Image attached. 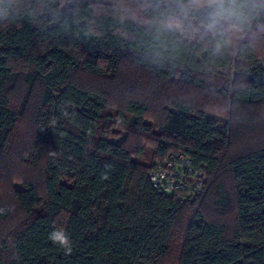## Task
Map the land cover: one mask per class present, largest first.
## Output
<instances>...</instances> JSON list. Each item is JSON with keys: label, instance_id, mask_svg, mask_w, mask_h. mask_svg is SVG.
I'll use <instances>...</instances> for the list:
<instances>
[{"label": "trees", "instance_id": "obj_1", "mask_svg": "<svg viewBox=\"0 0 264 264\" xmlns=\"http://www.w3.org/2000/svg\"><path fill=\"white\" fill-rule=\"evenodd\" d=\"M128 1L0 0V264H264V0ZM124 64L177 87L156 120ZM179 152L201 196L154 188Z\"/></svg>", "mask_w": 264, "mask_h": 264}, {"label": "rangeland", "instance_id": "obj_2", "mask_svg": "<svg viewBox=\"0 0 264 264\" xmlns=\"http://www.w3.org/2000/svg\"><path fill=\"white\" fill-rule=\"evenodd\" d=\"M117 2L125 7L126 9L130 11L135 10V5L131 3L128 0H117ZM239 34H237L238 36ZM263 67H264V60H263ZM115 84H118V86H123L124 91H137L140 89H149L150 91L146 93L145 99L148 104V112L150 113V119H157L163 114V105L166 101V98L169 94L175 95L178 91H176L177 87L175 85H168L164 83H160L159 80H156L155 78H152L145 74L142 70L138 69V67H134L129 64H124L122 65L121 69L118 71L117 75V81ZM114 84V85H115ZM113 86V85H110ZM183 91V90H182ZM184 93V91H183ZM188 92L185 91V95H187ZM216 93H211L209 91H201L198 95H194L193 98H196L198 102H202V104L208 105L207 107H211L212 109L216 111H221L222 109V104L220 103V99L218 97H213ZM122 97H125V95H121L120 99L118 96L115 97V100H121ZM192 97L191 94H189V98ZM218 99V100H217ZM195 100V101H196ZM246 114V113H245ZM248 115V114H247ZM248 117V116H247ZM253 119V118H252ZM150 123H153L155 125V122L150 120ZM21 129H23L22 132L17 134L16 139L20 141L24 140V137L29 133L30 131V121L28 119L23 120V122L20 125ZM243 128L247 130V128L250 127L248 124V121H244L242 125L238 126L237 128V138H236V144L242 145L244 142L247 141V137L245 133H243ZM138 142L139 144L143 143V139L135 137V136H130V142L135 143ZM19 143V141H18ZM17 141L13 143L11 146V158H13V155L15 154L14 150L17 149V146L19 145ZM147 147V146H145ZM151 150L147 147L144 150L143 155L138 154L135 156L136 160L138 162L144 163V164H149V162L152 160V155L150 154ZM153 161V160H152ZM155 161V160H154Z\"/></svg>", "mask_w": 264, "mask_h": 264}, {"label": "built area", "instance_id": "obj_3", "mask_svg": "<svg viewBox=\"0 0 264 264\" xmlns=\"http://www.w3.org/2000/svg\"><path fill=\"white\" fill-rule=\"evenodd\" d=\"M154 188L172 193L192 189V198L201 196L206 182L203 170H196L191 160L183 153H171L150 173Z\"/></svg>", "mask_w": 264, "mask_h": 264}, {"label": "clouds", "instance_id": "obj_4", "mask_svg": "<svg viewBox=\"0 0 264 264\" xmlns=\"http://www.w3.org/2000/svg\"><path fill=\"white\" fill-rule=\"evenodd\" d=\"M48 239L55 245H59L64 249L66 255L72 253L71 240L67 232L63 228H57L49 234Z\"/></svg>", "mask_w": 264, "mask_h": 264}]
</instances>
